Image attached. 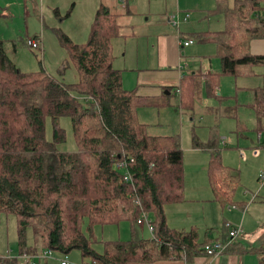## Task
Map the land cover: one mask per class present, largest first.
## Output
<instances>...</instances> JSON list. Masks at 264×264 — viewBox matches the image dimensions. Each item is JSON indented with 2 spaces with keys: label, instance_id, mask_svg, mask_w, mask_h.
Here are the masks:
<instances>
[{
  "label": "trees",
  "instance_id": "obj_1",
  "mask_svg": "<svg viewBox=\"0 0 264 264\" xmlns=\"http://www.w3.org/2000/svg\"><path fill=\"white\" fill-rule=\"evenodd\" d=\"M225 27L197 32L200 42L215 43L223 74L261 75L264 55L252 54L249 41L264 38V0H216ZM120 25L105 6L97 9L89 36L73 43L63 36L69 59L78 73L67 83L40 69L21 71L7 55L0 40V222L14 216L17 255L0 254V264H25L46 259L44 251L67 254L80 251L95 264H126L182 258L188 263L204 253V245L229 240L230 226L223 222L221 238L198 240V228L170 227L164 206L183 199L182 149L175 134H150L137 119L140 106L169 104L170 87L160 96H142L122 84L121 70L112 65V38ZM196 74H191L180 104L190 105L198 95ZM219 73L208 76L217 84ZM213 85V86H214ZM209 89L213 93L210 85ZM214 86V87H215ZM198 90V87H197ZM252 108L264 147V84L253 90ZM70 119L75 150H59L65 140L60 117ZM52 123L46 138L45 121ZM214 135L207 142L193 138V146L209 154V184L225 203L239 186V169L225 166ZM122 163L117 167V163ZM243 201L228 206H244ZM146 214L153 225L149 238L102 240L103 250L93 247L96 227L121 220L136 223ZM235 239L223 252L233 250ZM264 264V239L248 247Z\"/></svg>",
  "mask_w": 264,
  "mask_h": 264
},
{
  "label": "rangeland",
  "instance_id": "obj_2",
  "mask_svg": "<svg viewBox=\"0 0 264 264\" xmlns=\"http://www.w3.org/2000/svg\"><path fill=\"white\" fill-rule=\"evenodd\" d=\"M171 4L172 0H0V40L7 55L21 71L34 72L44 69L56 78L70 83L78 79V73L69 59L62 38L67 36L73 43L86 42L97 9L105 6L115 15V21L120 25L117 36L112 38L114 45L112 65L122 72L136 71L135 67L139 65H152L156 50L148 42L155 39L157 34L170 30L173 32L185 30L184 17H178L177 14H168V17L165 14V10H168ZM183 31L181 36L185 38L186 33ZM34 37L41 39L44 49L42 52L26 44L27 38ZM188 46L192 47L191 44ZM188 46L181 49L184 74L193 71L194 63L200 62V58H193L192 54H189ZM119 52H125L124 58H115ZM208 59L207 56L203 60L201 58L202 63L207 64ZM212 72L219 73L214 93L206 95L203 85L202 95L195 96L197 101L192 100V113L188 114L184 110L185 112L180 115L175 93L171 95L172 105L140 106L136 111L137 119L147 124V131L150 134L178 136L183 155L184 200L187 198L198 200L194 202L182 200L170 208L180 213L198 211L202 216L198 221L203 222L195 221L200 226L220 223L221 214L229 213V202L243 201L247 204L243 211V217L246 216L245 222L250 220L249 215L258 212L262 216L264 212V203L260 202L261 197H264V148L256 143L257 131L253 111L246 104L250 98L236 91L238 80L234 76L220 73L219 69ZM132 79L133 77L129 80ZM236 102L238 105L235 117L222 116L215 120L212 114L203 112L209 105H233ZM59 125L64 129L65 140L56 147L59 150H75L76 142L70 119L66 116L60 117ZM45 135L47 139L52 137V123L49 118L45 121ZM212 135L217 139L222 163L237 168L240 172L239 186L234 197L227 203L223 202L224 198L221 195L215 194L208 187L204 165L209 159V154L193 147V138L207 142ZM238 213L240 218L241 212ZM129 224V220H121L116 224L98 227L94 231L96 242L93 243V247L102 251V240L128 238L131 234L125 236L124 229H129ZM146 230L143 235L151 237V232ZM258 234L259 231L253 234L252 238ZM17 253L15 218L3 216L0 222V254ZM65 255L71 262V257L80 256V251L73 249ZM45 258L47 264H58V259H62L63 254L49 251ZM17 259L19 264H25L22 256H18Z\"/></svg>",
  "mask_w": 264,
  "mask_h": 264
},
{
  "label": "crops",
  "instance_id": "obj_3",
  "mask_svg": "<svg viewBox=\"0 0 264 264\" xmlns=\"http://www.w3.org/2000/svg\"><path fill=\"white\" fill-rule=\"evenodd\" d=\"M228 3L231 5L232 0H228ZM215 6H216V0H172V4L170 8L168 10H165L166 11L165 14L168 17L169 15H173V14H177L178 17L180 16L184 17L183 25L185 26V30L184 31L180 30L177 32H173L172 30H170L168 32H164L161 34L159 33L156 35L155 39L148 42V44L150 43L151 47H153V49L156 50V56L154 57V59H152L153 60L152 65H148V64L139 65V67L132 66L137 68L136 71H129V70L125 72L121 71L123 86L126 88H135L139 95L149 96V97L160 96L162 92L167 91L166 89L167 87H170L172 90H175V94L177 95L178 98L177 108L179 110L180 115H182L185 112L184 110H186L187 111L186 113L188 114L192 113L191 111L192 102L190 105H187V107H184L180 104V97L185 96V92H186L185 86L186 85L188 86L190 80L192 79V77H190V73L196 74L194 77L195 78L194 81L196 82L195 83L196 87L194 90L196 91V93H198L199 96L202 95V92L204 90L206 95H213L215 90L214 80L208 82L207 78L210 74L213 73L212 70L214 71L219 69L221 71V61L219 55L217 54L215 43L212 41L200 42L196 39L195 35L197 34V32L200 31H219L225 27V19L222 13L215 12ZM181 31L186 33L185 38H182ZM181 38L183 40L190 38L193 40V42L198 43L196 45L191 43L192 45L191 48L187 45L189 47L188 49L189 54H192L191 56H193V58L195 57L200 58V62L198 64L194 63L195 65H193L194 66L193 71H190L186 74L182 72L183 66L181 65V49L184 47L179 43V40H182ZM42 49H43V44H42ZM113 49H114V45H113ZM249 50L252 54L264 55V38L251 39L249 41ZM124 56H125V52H119L118 56L115 55V58L117 59L119 57L122 59L124 58ZM205 56L209 58L207 64H205L204 62L202 63V60ZM212 60L214 61L213 63L214 65L212 64ZM260 71L262 72L261 75L235 77V79L238 80V83L236 82V91L241 93L244 97L248 96V98H250V100L247 99L246 104L249 105V107L253 111V115L255 119V128L257 131L256 143L258 145H262L260 142L262 139V133L257 129L256 117L254 114V110L252 108V102H253V90L264 84V69H260ZM129 73H133V74H129ZM131 77H133V79L129 80ZM210 84L213 88V93L209 89L208 85ZM203 85H204V90H203ZM171 99L172 97L169 99V105H172L170 103ZM193 99H194L193 102L197 101L195 100V97H193ZM237 105L238 102L234 103L233 105H229V104L228 105L225 104L222 106L209 105L203 109V112L212 114L215 120H218L222 116L235 117ZM189 118L192 119V117L190 116ZM257 144L255 145V147H257ZM208 161L204 166L206 170L207 184L210 190L212 191L209 184V178L207 172ZM183 185H184V180H183ZM261 198L262 199L260 200V202L264 203V197ZM184 199L185 198L183 191L182 200ZM197 200L198 199L187 198L184 201L194 202ZM173 204L174 203H169L164 206L165 219L167 224L170 227L178 228V229H189L191 226H196L198 228L199 241H202L204 238H211L212 240L221 238L223 222H230V224L232 225H240V231L237 237L235 238L237 244L234 246L233 250L221 253L217 257L206 255L204 252L202 254L195 255L189 263L182 258H165V259L161 258L151 261L130 260L126 264H259V256L255 254L254 251L248 250L246 248L258 246L261 243V241L264 239V212L262 213V216L259 215L258 212L254 213V215L253 214L249 215L248 219L250 220L245 222L246 216L243 217V211L247 207V204H244L243 208L237 206L235 208H231L229 206L228 208L229 213L227 212V214L225 213V215L221 214L222 218L220 223L218 224L213 223V225L208 223V224H204L203 226H200L198 222H203V221H198L199 219L202 218L201 214L198 211L189 212V213H185V212L180 213L170 208ZM238 211L241 212L240 218L238 217L239 215ZM195 220H197L198 222H196ZM250 221L251 223H249ZM129 227H130L129 229L127 228L129 230L128 232L126 228L124 229V234L125 236L131 234V236L121 240H127L131 238H149L143 235L145 230L148 229L145 224L130 223ZM96 229H98V227H96ZM258 231L259 234L253 239L252 235L256 234ZM240 233H242V235H240ZM115 239H120V238L117 237L109 240H115ZM29 264H47V262L46 259H42L39 261H35V263H29ZM58 264H60L59 259H58ZM69 264H95V263L86 262L85 260L82 259L80 254V256L78 255L72 256L71 262H69Z\"/></svg>",
  "mask_w": 264,
  "mask_h": 264
},
{
  "label": "built area",
  "instance_id": "obj_4",
  "mask_svg": "<svg viewBox=\"0 0 264 264\" xmlns=\"http://www.w3.org/2000/svg\"><path fill=\"white\" fill-rule=\"evenodd\" d=\"M177 24V23H176ZM179 43L182 46H187L191 43H193V40L188 38L184 40H179ZM26 44L33 49H39L40 52H42V42L41 39L38 37L34 38H27L26 39ZM116 166L119 168L122 166V163H117ZM235 205H232L231 208H235ZM137 224H145L148 230L152 233L153 231V225L150 222L149 218L146 216V214L142 213L136 220ZM226 225L230 226V231H229V240L224 244L220 240H215L211 243L205 244L204 245V252L206 255H210L213 257H217L223 252V249L226 244L231 243L238 235L240 231V225H232L230 222H226ZM49 254V251H44L43 255L46 256ZM60 264H69V261L67 260V255H63V258L60 259Z\"/></svg>",
  "mask_w": 264,
  "mask_h": 264
},
{
  "label": "water",
  "instance_id": "obj_5",
  "mask_svg": "<svg viewBox=\"0 0 264 264\" xmlns=\"http://www.w3.org/2000/svg\"><path fill=\"white\" fill-rule=\"evenodd\" d=\"M165 92H167V91H165Z\"/></svg>",
  "mask_w": 264,
  "mask_h": 264
}]
</instances>
